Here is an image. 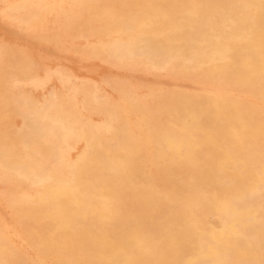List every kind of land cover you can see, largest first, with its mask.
Listing matches in <instances>:
<instances>
[{"label": "bare ground", "instance_id": "1", "mask_svg": "<svg viewBox=\"0 0 264 264\" xmlns=\"http://www.w3.org/2000/svg\"><path fill=\"white\" fill-rule=\"evenodd\" d=\"M1 3L108 69L196 81L152 98L65 68L39 95L5 84L37 70L0 63V205L31 239L0 218V264H264V0Z\"/></svg>", "mask_w": 264, "mask_h": 264}, {"label": "rangeland", "instance_id": "2", "mask_svg": "<svg viewBox=\"0 0 264 264\" xmlns=\"http://www.w3.org/2000/svg\"><path fill=\"white\" fill-rule=\"evenodd\" d=\"M6 9H7V3H1L0 4V23H1L2 26L0 25V46H2L4 48V51L2 53V57L4 56V58L0 61V63L2 64V66H6L8 64H15V63L21 64V65L27 64L30 67H32V71L34 73L37 70L36 73H35V77L31 80L32 82L31 81H27L26 79H21L18 74L14 73L12 71L10 73L8 72L7 75H6V78H5V84H7V85H8V83L10 81H14L15 82V85L13 87H16L18 83H22L23 85H25V87H32L35 90L36 94L40 95V93L43 90H48L49 88L52 87V86H50L52 83L50 81H46L48 76L51 75V76H53L55 78V75H56L57 77L54 79V81H55L54 85L56 86L57 84H59L61 82L59 84L60 86L57 85L56 88H60V89L62 88L63 89L64 83L62 82V80H60L58 78V75L62 74V73H65V72H68L65 68H74L72 70L77 73L79 79H85V80L88 79L87 81H89L91 83H95V82L96 83H103L104 80H105L104 77L106 76V73H107V75H108V73H112L115 77H119V78L121 77L120 79H124V78L130 79L131 78L130 80H132L133 82H134V80H139L138 82L136 81V83L138 84V87L140 85V87H139L140 92L142 94H144V95H147V97L154 98L155 95L158 96L160 93H162L161 91H164V89L165 90L171 89L175 85L180 86L182 89H186V88H189V85L192 86V84L196 81V80H192V79L186 78V77L174 78L170 72H161V71L155 70V69H147L146 67L143 68L144 70L143 69H139L140 71L139 70H135V69H132V70H120V69H116V68L108 69V67L110 65L106 61H104V60H95V59L90 58L88 55H86L83 52V49H84L83 46H79L78 48H76L77 46L74 45L75 43L71 44L69 42V40H66L63 37H62V44H57L55 41L49 39L53 35V33H51L50 31H46V30L45 31H41V30H38L37 28L24 29V28H19L16 25H13L12 23L9 22V20H7L4 17ZM14 26H16V27L14 28ZM49 26H52V23H50ZM16 28H19V29L16 30ZM12 29H13V31H12ZM53 32H55V30H53ZM12 33H14V35ZM16 34L18 36H16ZM19 37L21 38V40H20ZM22 38H24L25 40L23 39V41H22ZM99 38H101V37L96 36L93 39H95L96 43L101 44L102 42L100 41ZM27 39L28 40L31 39V40L27 41ZM36 43H38V44H36ZM12 45H13V47H12ZM23 46H25V47H23ZM44 46H45V48L47 47L48 49L46 48L47 49L46 50L44 48ZM42 48H44V49H42ZM27 50L29 51V57H28V51ZM58 52H59V54H58ZM39 54H41L40 57H38ZM66 55L68 56L67 58L65 57ZM30 58L32 60H30ZM32 63H34L35 65L32 64ZM59 65H60V67H59ZM41 66L44 67V68L42 69ZM103 68L104 69L106 68V70L103 71ZM91 69H93L94 71L91 70ZM129 73H131L132 75L129 74ZM121 74H123V75H121ZM45 75L47 77H45ZM135 75L137 76L136 78H135ZM87 76L91 77V78H88ZM94 77H96V78H94ZM144 77H146L147 79L144 78ZM93 78H94V80H93ZM140 78H141V80H140ZM95 79H97V81ZM143 79H144L145 82L143 81ZM33 80L36 83L35 85L33 84ZM166 80H168V81L170 80V82H168ZM190 80H191V82H190ZM140 81L141 82L143 81L142 84H141ZM157 81H159L158 84H157ZM171 83H172V85H171ZM2 91H6V89H4L3 86H0V92H2ZM157 173H158V169L155 167L154 168V172L152 173L154 175V182H155L156 186L161 188V186H162L161 185V181H160L161 178H160V176L157 175ZM1 191H2V187H0V196H2V193H3ZM2 198L5 201L4 196H2ZM2 198L0 197V201H1ZM1 205H2V207H1ZM1 205H0V218L2 220L4 219L6 221L7 219H10L12 217L10 220H7L6 222L3 220V222L9 224L10 228L22 239L21 250H20L22 252V250H25L26 247L29 245V242L31 241V239H30L28 233L23 228L18 230L16 219H15V217H13L14 214L10 210H8V209H6L4 207L5 206L4 203L3 204L1 203ZM3 212H5L6 214L3 213ZM2 214L5 216V218H4V216ZM12 214H13V216H11ZM6 215L8 217L9 216L10 217L8 218ZM11 224L12 225L14 224V225L12 226ZM17 231L19 232V234L17 233ZM22 258L24 260H29L30 262L34 258L36 259V257L34 256L33 253H30V255H29V253L28 252L25 253V251L23 252Z\"/></svg>", "mask_w": 264, "mask_h": 264}]
</instances>
